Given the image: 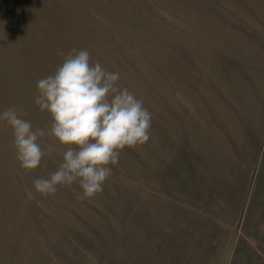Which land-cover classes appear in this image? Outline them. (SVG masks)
Returning a JSON list of instances; mask_svg holds the SVG:
<instances>
[{
	"label": "rangeland",
	"instance_id": "obj_1",
	"mask_svg": "<svg viewBox=\"0 0 264 264\" xmlns=\"http://www.w3.org/2000/svg\"><path fill=\"white\" fill-rule=\"evenodd\" d=\"M249 1L0 0V114L22 107L52 150L26 172L0 121V264L201 263L190 259L202 234L192 204L211 192L208 182L202 195L217 170L212 145L227 171L237 154L239 169L252 162L244 154L255 169L264 150V20L246 14ZM73 48L118 72V86L151 113L149 140L123 149L88 199L78 183L49 196L33 186L66 150L47 135L52 118L34 102L36 84Z\"/></svg>",
	"mask_w": 264,
	"mask_h": 264
},
{
	"label": "clouds",
	"instance_id": "obj_2",
	"mask_svg": "<svg viewBox=\"0 0 264 264\" xmlns=\"http://www.w3.org/2000/svg\"><path fill=\"white\" fill-rule=\"evenodd\" d=\"M119 80L118 72L91 63L87 50L73 48L53 75L37 81L34 102L52 118L47 135L66 147L58 170L47 179L34 180L39 194L53 195L58 186L78 183V198H92L103 191L112 174L108 166L119 162L121 151L149 140L151 113L132 92L118 86ZM25 115L22 107L13 106L0 114V121L12 129L16 159L29 172L52 150L41 147L39 139L46 132L33 129Z\"/></svg>",
	"mask_w": 264,
	"mask_h": 264
},
{
	"label": "crops",
	"instance_id": "obj_3",
	"mask_svg": "<svg viewBox=\"0 0 264 264\" xmlns=\"http://www.w3.org/2000/svg\"><path fill=\"white\" fill-rule=\"evenodd\" d=\"M249 2L250 8H246V14L250 18L257 16L264 20V0ZM247 15L246 17H249ZM219 122L221 123V120ZM220 127L219 124L216 125L217 132ZM212 146L213 152L208 156L213 158L214 163L218 159L214 164L217 172L214 170V175L204 176L202 195L206 193V184L210 182L209 195L207 193L204 199L202 196V201L194 203L195 206L192 204L194 217L198 220L196 231L201 230L202 234L196 238V245L193 240L190 259L195 257L200 263L197 257L201 256L202 264H264V150L255 169L253 154L249 159L245 158L244 154L241 161L252 162L250 166L244 165L243 169L237 167V154V168L227 171L221 167V144L216 148L214 144ZM208 178L210 180H207ZM248 184L251 186L247 198V195L243 194L248 190ZM207 198L209 202H206ZM187 205L191 207L190 202ZM190 207L187 220H191ZM207 228L210 238L207 237Z\"/></svg>",
	"mask_w": 264,
	"mask_h": 264
}]
</instances>
